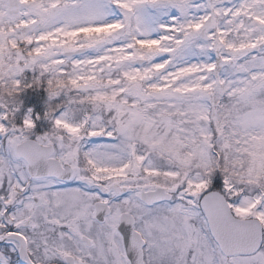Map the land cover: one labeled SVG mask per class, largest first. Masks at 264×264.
I'll use <instances>...</instances> for the list:
<instances>
[{
  "label": "snow or ice",
  "instance_id": "snow-or-ice-1",
  "mask_svg": "<svg viewBox=\"0 0 264 264\" xmlns=\"http://www.w3.org/2000/svg\"><path fill=\"white\" fill-rule=\"evenodd\" d=\"M0 264H264V0H0Z\"/></svg>",
  "mask_w": 264,
  "mask_h": 264
}]
</instances>
